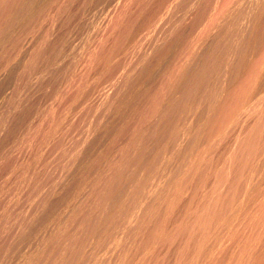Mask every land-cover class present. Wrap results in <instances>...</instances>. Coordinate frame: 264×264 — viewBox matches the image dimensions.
Wrapping results in <instances>:
<instances>
[{
    "label": "rangeland",
    "instance_id": "rangeland-1",
    "mask_svg": "<svg viewBox=\"0 0 264 264\" xmlns=\"http://www.w3.org/2000/svg\"><path fill=\"white\" fill-rule=\"evenodd\" d=\"M263 14L0 0V264H264Z\"/></svg>",
    "mask_w": 264,
    "mask_h": 264
},
{
    "label": "bare ground",
    "instance_id": "bare-ground-1",
    "mask_svg": "<svg viewBox=\"0 0 264 264\" xmlns=\"http://www.w3.org/2000/svg\"><path fill=\"white\" fill-rule=\"evenodd\" d=\"M26 2V1H25ZM20 5V4H19ZM186 6V5H185ZM49 8V7H48ZM27 9V8H26ZM33 9V8H32ZM5 11V10H4ZM8 14V13H7ZM258 15V14H257ZM264 15V14H263ZM5 18V17H4ZM258 19V18H257ZM25 20V19H24ZM43 21V20H42ZM2 22V21H1ZM14 22V21H13ZM257 22V21H256ZM11 24V23H10ZM249 25V24H248ZM19 26V25H18ZM29 26V25H28ZM29 29V27H28ZM34 33V32H33ZM251 42V41H250ZM20 47V46H19ZM249 49V48H248ZM1 50V49H0ZM244 52V51H243ZM233 53V52H232ZM219 55V54H218ZM19 56V54H18ZM15 57V56H14ZM224 59V58H223ZM2 60V59H1ZM250 60V59H249ZM14 61V60H13ZM5 62V61H4ZM222 63V62H221ZM236 68V67H235ZM258 68V67H257ZM1 70V69H0ZM233 70V69H232ZM210 73V72H209ZM258 76V75H257ZM185 77V76H184ZM263 77V76H262ZM186 79V78H185ZM262 79V78H260ZM259 79V80H260ZM261 81V80H260ZM263 83V82H262ZM234 84V83H233ZM263 85V84H262ZM261 88V87H260ZM257 89V88H256ZM252 92V91H251ZM246 93V92H245ZM236 94V93H235ZM241 95V94H240ZM261 95V94H260ZM256 96V95H255ZM254 97V96H253ZM190 104V103H189ZM221 106V105H220ZM225 107V106H224ZM229 109V108H228ZM248 112V111H247ZM231 114V113H230ZM245 115V114H244ZM264 116V115H263ZM181 120V119H180ZM242 121V120H241ZM198 122V121H197ZM6 123V122H5ZM223 124V123H222ZM6 125V124H5ZM177 125V124H176ZM146 128V127H145ZM8 133V132H7ZM145 133V132H144ZM199 133V132H198ZM197 134V133H196ZM228 136V135H227ZM7 138V137H6ZM182 138V137H181ZM222 138V137H221ZM201 139V138H200ZM174 143V142H173ZM181 143V142H180ZM221 144V143H220ZM180 146V145H179ZM200 147V146H199ZM233 149V148H232ZM230 153V152H228ZM156 156V155H155ZM162 156V155H161ZM194 156V155H193ZM207 156V155H206ZM193 159V158H192ZM153 160V159H152ZM155 160V159H154ZM240 160V159H239ZM196 161V160H195ZM263 161V160H262ZM132 162V161H131ZM241 162V161H240ZM243 162V161H242ZM244 163V162H243ZM126 164V163H125ZM256 164V163H255ZM248 166V164H247ZM177 168V167H176ZM240 169V168H239ZM262 169V168H261ZM246 170V169H245ZM231 172V171H230ZM241 173V172H240ZM35 174V173H34ZM41 175V174H40ZM36 178V177H35ZM244 180V179H243ZM257 180V179H256ZM257 182V181H256ZM115 183V182H114ZM123 185V183H122ZM130 185V184H129ZM125 186V185H124ZM251 186V185H250ZM252 189V188H251ZM124 191V190H123ZM258 191V190H257ZM235 192V191H234ZM147 193V192H146ZM171 193V192H170ZM179 193V192H178ZM218 193V191H217ZM221 194V193H220ZM242 194V193H241ZM252 195V194H251ZM147 196V195H146ZM249 196V195H248ZM131 197V196H130ZM175 197V196H174ZM262 197V196H261ZM171 198V197H170ZM237 198V197H236ZM214 199V198H213ZM256 199V198H255ZM156 200V199H155ZM142 201V200H141ZM159 201V200H158ZM250 201V200H249ZM258 204V203H257ZM118 205V204H117ZM138 205V204H137ZM136 205V206H137ZM260 205V204H259ZM109 206V205H108ZM120 208V207H119ZM135 208V207H134ZM243 208V207H242ZM263 208V207H262ZM126 209V208H125ZM171 209V208H170ZM117 210V209H116ZM244 210V209H243ZM255 210V209H254ZM217 212V211H216ZM253 212V211H252ZM110 213V212H109ZM129 213V212H128ZM100 214V213H98ZM111 214V213H110ZM219 216V215H218ZM262 216V215H261ZM217 217V216H216ZM243 217V216H242ZM250 217V216H249ZM252 218V217H251ZM122 219V218H121ZM136 219V218H135ZM230 219V218H229ZM254 219V218H253ZM123 221V220H122ZM127 221V220H126ZM240 223V222H239ZM259 223V222H258ZM128 224V223H127ZM226 224V223H225ZM235 224V223H234ZM252 224V223H251ZM245 225V224H244ZM222 226V225H221ZM101 227V226H100ZM105 227V226H104ZM255 227V226H254ZM164 228V227H163ZM147 230V229H146ZM109 231V230H107ZM210 231V230H209ZM254 231V230H253ZM135 232V231H134ZM137 234V233H136ZM86 236V235H85ZM78 238V237H77ZM124 238V237H123ZM153 239V238H152ZM230 239V238H229ZM129 240V239H128ZM206 240V239H205ZM257 240V239H256ZM70 241V240H69ZM239 241V240H238ZM88 242V241H87ZM169 242V240H168ZM195 242V241H194ZM208 242V241H207ZM231 243V242H230ZM147 244V243H146ZM258 244V243H257ZM78 245V244H77ZM152 245V244H151ZM196 246V245H195ZM259 246V245H258ZM203 247V246H202ZM91 248V247H90ZM114 248V247H113ZM150 248V247H149ZM85 249V248H84ZM212 249V248H211ZM78 251V250H77ZM240 251V250H239ZM260 252V251H259ZM200 253V252H199ZM143 254V253H142ZM246 254V253H245ZM243 256V255H242ZM204 257V254H203ZM113 258V257H112ZM216 259V258H215ZM144 259H142L141 261H143ZM248 260V259H247ZM230 261V260H229ZM259 261V260H258ZM12 262V261H11ZM120 262V261H119ZM126 264V263H125ZM230 264V263H229ZM240 264V263H239ZM253 264V263H252Z\"/></svg>",
    "mask_w": 264,
    "mask_h": 264
}]
</instances>
